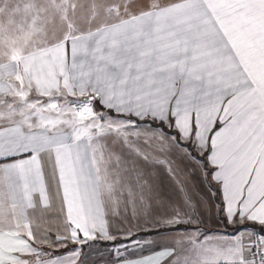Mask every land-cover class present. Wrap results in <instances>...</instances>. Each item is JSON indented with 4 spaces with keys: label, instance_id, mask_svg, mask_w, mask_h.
Wrapping results in <instances>:
<instances>
[{
    "label": "snow or ice",
    "instance_id": "snow-or-ice-1",
    "mask_svg": "<svg viewBox=\"0 0 264 264\" xmlns=\"http://www.w3.org/2000/svg\"><path fill=\"white\" fill-rule=\"evenodd\" d=\"M0 264H264V0H0Z\"/></svg>",
    "mask_w": 264,
    "mask_h": 264
}]
</instances>
